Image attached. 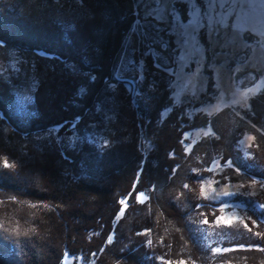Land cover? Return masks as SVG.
Returning <instances> with one entry per match:
<instances>
[{
    "label": "rangeland",
    "instance_id": "obj_1",
    "mask_svg": "<svg viewBox=\"0 0 264 264\" xmlns=\"http://www.w3.org/2000/svg\"><path fill=\"white\" fill-rule=\"evenodd\" d=\"M3 1L19 10L26 8L23 5L28 2L34 3V0H24V4L23 0ZM149 2L129 0L135 17L114 59L107 61L105 72L88 68L79 61H64L54 55L0 42V82L6 83L15 95L13 106L0 110L3 122L0 137L16 155V158L9 156V163L19 165L28 149L51 152L64 163L70 162L84 144L103 152L119 143L118 103L120 96L130 91L124 82H116L114 78L124 75L122 66L126 68L128 60L143 62L144 81L134 85L131 94L135 101L141 99L142 102H148L149 95L161 97L152 108L150 121V131L158 134V144L150 143L149 148L156 151L158 158L145 167L142 181L135 184L137 191L133 197L127 198L128 202L122 200L123 208L114 232L109 235L111 239L107 238L106 248L87 258L78 256L75 264H126L120 254L135 243H143L153 250L146 256L148 264H153L152 260L155 264H179L180 261L185 264H264V211L258 207L264 203V187H261L264 183V91L254 98L251 94L248 98L242 97L253 81L264 89V60L260 59L256 44L259 41L264 45V0H249L258 23L243 33L244 40L252 43L245 45L237 40L233 51L246 47L249 55H239L234 64H220L209 71L208 65L216 60V41L213 38L209 44L201 33L206 49L203 72L195 65L184 71L172 63L170 42L174 37L167 33V22L158 25L159 32L155 28L148 29L155 43L152 53L145 54L150 41L141 38L137 25ZM191 2L165 0L174 14L185 18ZM54 3L57 18L64 25L70 22L74 25L88 14L87 6L98 5L97 0H61L60 3L55 0ZM161 40L169 42L167 50L161 47ZM156 55L160 56L161 68L155 66L153 56ZM13 60L23 61L21 71L10 68ZM66 64H75L77 71L73 74ZM164 67L174 69V73L162 70ZM54 73L78 76L79 89H86L83 94L78 89L76 94L77 118L73 117L75 120L69 125L24 134L25 126L35 117L33 95L37 88L31 87V80L36 79L40 84ZM132 75L127 73L125 78L130 79ZM189 81L190 87L183 88ZM114 82L117 87L112 92L108 85ZM149 84L154 85L151 91ZM137 92L141 95L136 96ZM25 95L32 96L30 104L25 102ZM190 99L200 104L186 107ZM233 100L239 103L233 105ZM161 111H164L163 121L159 119ZM72 126H76L75 132ZM49 132H58L60 142L57 134L50 136ZM68 135L81 138L74 150L67 147ZM100 140H107L109 146L104 148ZM185 184L188 188H184ZM225 191L232 195L223 196ZM241 197L253 199L255 203L248 207L237 200ZM221 207H224L223 212ZM221 215L235 219L231 225L218 226L215 218ZM204 219H208L209 224H203ZM214 248L221 251L214 253ZM225 248L229 250L223 251ZM102 256L108 263L101 261ZM73 261L68 255V264ZM62 262L65 264L64 258Z\"/></svg>",
    "mask_w": 264,
    "mask_h": 264
},
{
    "label": "trees",
    "instance_id": "obj_2",
    "mask_svg": "<svg viewBox=\"0 0 264 264\" xmlns=\"http://www.w3.org/2000/svg\"><path fill=\"white\" fill-rule=\"evenodd\" d=\"M97 1L66 29L57 18L55 0H34L23 10L0 0V42L105 72L135 14L129 0ZM79 86L78 76L48 75L34 92L35 117L24 134L73 123ZM156 95H149L148 102L135 101L131 93L120 96L119 143L103 152L84 144L70 162L62 163L51 152L28 149L16 168L3 169L2 161L16 155L0 137V193H6L0 195V264H63L65 253L75 264L78 256L87 258L106 248L123 208L121 201L133 197L145 167L158 158L149 148L150 143L158 144V134L150 131L151 112L161 98ZM14 101L11 88L0 82V110L11 108ZM188 101L186 107L200 104ZM237 200L248 207L255 203L249 198ZM152 251L135 243L120 256L126 264H148L146 256ZM101 261L108 263L104 256Z\"/></svg>",
    "mask_w": 264,
    "mask_h": 264
},
{
    "label": "snow or ice",
    "instance_id": "obj_3",
    "mask_svg": "<svg viewBox=\"0 0 264 264\" xmlns=\"http://www.w3.org/2000/svg\"><path fill=\"white\" fill-rule=\"evenodd\" d=\"M153 22H155V24ZM164 22L169 24V28L167 29L168 35L174 37L170 42L171 45H173L172 63L178 65L179 68L184 71L189 70L195 65L200 72L205 70L204 62L206 60V49L205 45L201 42V33H204V39L209 44H211L213 38L216 41V60L208 65V70L214 71L220 64H223L224 66L234 64L235 59L239 55H244L246 57L249 55V50L246 47H240L238 52H234L233 49L236 47L237 40L243 41L245 45L252 43L251 41L244 40L243 33L254 28L258 23L255 12L249 5V0H192L190 7L186 11V18L174 14L172 9L167 7L165 0H150V2L144 6L142 20L137 25L141 38L150 41V43L146 45L148 49L145 53L146 55L152 53V45L155 43V41H151L148 29L155 28V31L159 32L160 29L158 25ZM72 27L73 25L71 22L66 25V29H71ZM256 44L260 53V59L264 60V45L260 44L259 41H257ZM161 47L164 50H167L169 48V42L161 40ZM221 57L224 59L221 60ZM82 59H87V57ZM153 59L156 61L155 66L161 68L162 66L158 63L160 56H153ZM21 64H23V61L13 60L10 62V68L19 72L21 71ZM65 67L73 74L78 69L75 64H66ZM162 70L174 73V69L171 68L164 67ZM122 71L124 72V75L119 79L114 78V80L116 82H124L130 93L133 90L134 85L143 83V62H137L134 59H130L127 61L126 68L122 66ZM127 73L133 74L130 79L125 78V74ZM116 82L108 85L110 91H115L117 87ZM38 85V80H31V87L37 88ZM190 85L191 81L183 84L182 87L188 88ZM153 88L154 85L149 84V91ZM262 91H264V89L253 81L252 86L248 87L247 90L242 93V97L248 98L251 94L254 98ZM83 92H86V89H79V93L83 94ZM140 95L141 93H136V96ZM24 100L26 103L30 104L32 102V96L25 95ZM238 103L239 101L237 100L232 101L233 105ZM248 106L249 108L251 107L250 101ZM164 118V111H161L159 119L163 121ZM72 127L73 132H75L76 126ZM57 133L58 132H49V135L51 136ZM57 138L60 142L58 134ZM84 139L97 142V140H93L91 137H85ZM249 139H251V137H249ZM80 140L81 138L77 135H68L67 147L74 150L76 143ZM98 142L101 143L104 148L109 146L107 140H100ZM16 167L17 165L10 164L8 159L2 161L3 169ZM229 167H232L231 163H229ZM253 183H256V181H253ZM241 187H243V185H241ZM261 187H264V183L261 184ZM184 188H188V185L185 184ZM200 191L201 195H203V187H201ZM222 195L228 197L232 195V193L225 191ZM121 203H123V201H121ZM258 207L264 211V203L260 204ZM220 211L223 212L224 207H221ZM234 219V217H225L221 215L215 218V223L218 226L231 225ZM202 223L207 225L209 224V220L204 219ZM241 223H244V221H241ZM244 226L245 228L248 227L246 223ZM249 231H251V229H249ZM254 235L260 234L254 233ZM221 238L223 239V237ZM109 239L111 238L109 237ZM149 243H151V241H149ZM228 250L229 249L227 248L223 249L225 252ZM212 251L214 253H219L221 249L214 248ZM68 255V253L64 254L65 264H68ZM179 264H185V262L180 261Z\"/></svg>",
    "mask_w": 264,
    "mask_h": 264
}]
</instances>
